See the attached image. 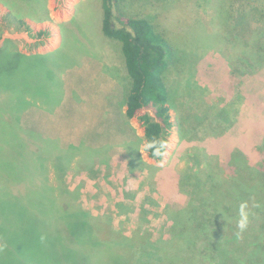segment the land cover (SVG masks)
<instances>
[{
  "label": "rangeland",
  "instance_id": "obj_1",
  "mask_svg": "<svg viewBox=\"0 0 264 264\" xmlns=\"http://www.w3.org/2000/svg\"><path fill=\"white\" fill-rule=\"evenodd\" d=\"M251 1L123 0L168 38L173 126L163 158L155 161L145 152L140 121L124 116L129 78L121 43L101 31V0H0V114L19 125L11 130L43 160L34 183L55 187L57 204L108 224L120 236L115 239H135L136 256L153 250L145 264H168L161 251L179 248L170 239L171 212L184 206L203 232L193 264H264V216H248L240 232V216L231 212L222 226L209 192L220 167L233 173V151L252 165L264 161V65L256 69L247 60L256 41L251 28L257 27ZM253 6L262 9L259 1ZM51 52L46 61L56 76L44 75L41 61L17 54ZM22 88L38 95L31 98ZM21 96L25 102H16ZM11 138L19 143L8 130ZM31 184L9 186L24 195ZM65 189L71 194L61 195ZM102 239L96 237V250L105 254L111 237ZM119 243L111 250L123 254ZM68 257L72 264L82 259L75 252ZM31 263L25 256L23 264Z\"/></svg>",
  "mask_w": 264,
  "mask_h": 264
},
{
  "label": "trees",
  "instance_id": "obj_2",
  "mask_svg": "<svg viewBox=\"0 0 264 264\" xmlns=\"http://www.w3.org/2000/svg\"><path fill=\"white\" fill-rule=\"evenodd\" d=\"M253 1L250 16L255 21L254 24H257V27L251 28L254 31L252 40L256 41L252 47H248L247 60L249 65L257 69L264 65V0ZM258 1L262 6L260 12L258 7L253 6ZM124 4L123 0H101V31L106 37L121 43L129 78V87L124 97V116L140 121L145 146L152 145L145 152L149 158L159 161L165 154L167 137L173 126L166 84V71L169 68L166 52L168 38L158 32L148 19L129 12ZM114 18L120 23L119 27L115 25ZM1 36L2 31L0 39ZM53 53L17 54L30 63L39 64L41 61L42 73L48 76L53 73L56 76L53 64L46 61V57ZM30 80L32 81L31 78ZM24 84L29 83L21 81V85ZM25 89L24 94L31 98L38 95V90ZM43 94L45 98L50 96L45 88ZM16 102L25 101L21 96ZM11 126L17 128L19 125H10L0 114V255L4 257L3 263L23 264L26 256L31 264H72L68 263V254L73 252L82 257L80 264H145L146 259L154 257L155 252L151 249L145 251L144 255L136 256L131 250L135 239L124 237L117 240L120 236L108 224L101 220L91 222L89 215L88 219L78 218L77 212L66 211L57 204L55 187L43 184L44 181L41 185H36L34 180L41 168L45 167L43 160L40 155L28 150L17 131L11 130ZM8 130L19 139L18 144L13 138L6 139ZM157 151L160 152L159 155L154 154ZM261 151L264 153V147ZM229 162L233 173L226 174L220 167L221 173L212 181L209 189L210 208L217 221L222 220V226H227L231 212L239 216L241 205L247 206L249 216L254 212L264 216L263 159L261 165H252L242 153L233 151ZM10 174L13 179L8 182ZM17 181L33 184L25 189L27 192L24 195H21L23 192L17 195L9 186ZM64 192L68 196L72 191L65 189L61 195ZM171 218L170 239L174 245L180 246L175 250H162V260L168 264H193L202 246L200 241L203 232L199 224L195 223L192 211L185 206L172 211ZM90 232L93 233V238L90 237ZM101 236L107 240L111 237V244L107 242L109 245L105 246L107 254H102V249L96 250L99 243L95 239H102ZM117 242H120L117 248L123 249V254L111 250V246ZM144 246L150 247L148 244ZM36 255L39 256L38 259L35 258Z\"/></svg>",
  "mask_w": 264,
  "mask_h": 264
},
{
  "label": "clouds",
  "instance_id": "obj_3",
  "mask_svg": "<svg viewBox=\"0 0 264 264\" xmlns=\"http://www.w3.org/2000/svg\"><path fill=\"white\" fill-rule=\"evenodd\" d=\"M149 147H152V145H146L145 146V149L149 148ZM155 155H159L160 152L157 151L156 153H154ZM246 205H241L240 206V209H239V216H240V219L238 221V229L240 232H243L247 226H248V216H249V213L248 211L246 210Z\"/></svg>",
  "mask_w": 264,
  "mask_h": 264
}]
</instances>
